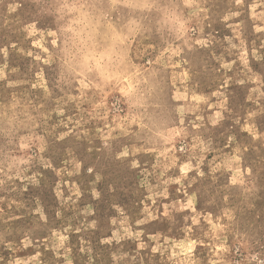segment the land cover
<instances>
[{
  "label": "rangeland",
  "instance_id": "374dc122",
  "mask_svg": "<svg viewBox=\"0 0 264 264\" xmlns=\"http://www.w3.org/2000/svg\"><path fill=\"white\" fill-rule=\"evenodd\" d=\"M0 264H264V0H0Z\"/></svg>",
  "mask_w": 264,
  "mask_h": 264
}]
</instances>
